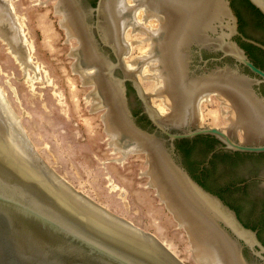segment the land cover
Masks as SVG:
<instances>
[{
  "label": "water",
  "instance_id": "1",
  "mask_svg": "<svg viewBox=\"0 0 264 264\" xmlns=\"http://www.w3.org/2000/svg\"><path fill=\"white\" fill-rule=\"evenodd\" d=\"M4 1L0 46L30 71L24 27ZM94 1L59 0L58 13H64L68 39L78 35V51L70 54L78 55L76 73L84 84H95L96 91L89 93L95 95L92 112L109 107L105 120L114 149H123V155L125 146L146 149L128 154L144 156V176L152 175V186H147L159 188L197 264H206L208 255H214L213 264H264L258 238L264 242V187L223 193L256 232L188 172L193 161L206 156L205 146L197 143V155L175 152L177 140L209 136L220 144L215 151L264 153V96L259 91L264 71L235 41L264 51L239 32L238 16L246 34L263 41L264 21L241 0H134L132 7L127 0L122 6L121 0H96L91 6ZM247 1L264 17V0ZM141 8L143 23L138 24L134 13ZM203 50L219 53L215 62L230 59L233 64L207 68L204 61L192 67L196 55L202 61ZM247 52L264 66L261 55ZM127 84L132 88L128 93ZM140 105L153 131L135 120L132 110ZM7 112L0 106V264H184L153 234L56 174L18 119L15 134L10 132ZM220 159L212 187L216 192L242 178L264 176V156ZM237 166L240 170L232 172Z\"/></svg>",
  "mask_w": 264,
  "mask_h": 264
},
{
  "label": "rangeland",
  "instance_id": "2",
  "mask_svg": "<svg viewBox=\"0 0 264 264\" xmlns=\"http://www.w3.org/2000/svg\"><path fill=\"white\" fill-rule=\"evenodd\" d=\"M6 1L24 27L39 73L19 66L0 46V90L34 149L74 189L153 234L184 264H197L184 230L147 188L144 156L109 146L105 110L92 112L94 89L76 73L70 54L77 43L60 25L56 0ZM108 179L124 190L125 200L119 190L110 191Z\"/></svg>",
  "mask_w": 264,
  "mask_h": 264
},
{
  "label": "flooded vegetation",
  "instance_id": "3",
  "mask_svg": "<svg viewBox=\"0 0 264 264\" xmlns=\"http://www.w3.org/2000/svg\"><path fill=\"white\" fill-rule=\"evenodd\" d=\"M96 1V0H95ZM95 1L92 3L91 6H94L95 4ZM231 3H232V0H231ZM240 17L238 16V30H239V26H240ZM241 23L243 24V28H246V23L243 22L241 20ZM240 32V30H239ZM241 33V32H240ZM246 33V31H245ZM242 34V33H241ZM243 35V34H242ZM244 36V35H243ZM246 37V36H244ZM247 39H250V40H253L257 43H260L264 46V41L263 40H260V39H256V38H253L251 36H247L246 37ZM235 41L238 43V45L246 52V54L248 55V57L252 60V58L250 57L249 53L247 52V50H251L248 46H251L252 48H255V50H258L257 52L253 49L254 53L256 54H259L261 55L262 57L264 56V51H262L261 49L257 48L256 46H253L249 43H245L243 41H241L239 38H235ZM242 44H246L245 46H242ZM247 49V50H246ZM252 51V50H251ZM259 52V53H258ZM220 57V54L219 53H211V52H207V51H201V59L202 61L200 62L199 61V57L196 55L193 59V62H192V67H202L204 66V61H207V65L206 67L207 68H212L213 66L215 65H223L224 63H227L229 65L233 64V61L230 60V59H224L221 63H218V62H215L213 61L214 59H218ZM264 58V57H263ZM253 61V60H252ZM254 63V62H253ZM259 67L260 69H262L260 66H257ZM264 71V69H262ZM246 73L247 70H244ZM197 73H200V71L197 70ZM132 90L131 86L129 84H127V93ZM259 91L260 93L264 96V84L260 85L259 87ZM135 97V96H134ZM202 105V104H201ZM200 105V106H201ZM132 114L135 118V120L138 122V125L140 127H142L143 129H146L148 131H153V127L152 125L150 124V122L147 120L146 116L142 113V109H141V105L139 107L138 110H135L133 111L132 110ZM140 120H142L145 124L144 125H141L140 123ZM201 137H204V136H198V137H195V138H192V139H181V140H177L175 142V149H176V154L178 156H180L182 153H185L186 156H190V155H194L198 153V150H197V144H196V141L197 143H201L203 146H205L208 150V152L206 153V156L204 157V159L202 160H197V161H193L192 162V167L194 168V175H191L190 171H188L190 173V175L192 177H194L195 175L199 178V180L201 181H205L207 179V182L210 181V179L213 177V179H215V177H217L218 173H219V166H217V160H219V158H215L214 156L217 155V154H231L232 156L236 157V153H231V152H228V151H222V150H218V151H215L216 148H218V146L220 145L218 142L216 144H213V148L209 150V147L207 146V144H205L204 142H201L199 140H201L200 138ZM192 148L191 152H190V149ZM189 151V152H188ZM212 154V156L209 158V155ZM240 156H246L245 153H239ZM264 154V153H263ZM250 155V154H248ZM247 155V156H248ZM252 155H255V156H258L260 154H252ZM237 158V157H236ZM223 161V159H220ZM224 162V161H223ZM240 166H237V167H234V168H231V171L234 172V171H237V170H240ZM227 171L229 170V167L226 166L225 168ZM207 172H205V171ZM204 171V173H206L204 176H202V172ZM226 171V172H227ZM221 172V171H220ZM225 172V173H226ZM195 176V177H196ZM205 177V178H204ZM197 182V178L195 179ZM216 185V184H215ZM214 186V185H213ZM251 186H258V187H264V176H255V177H249V178H242L240 179L238 182L236 183H233L231 185H223L222 188H221V191L218 192L219 194H221V196H223V193L224 194H227V195H233L234 194V191H237V190H244V193H246L248 191V189L251 187ZM214 188V187H213ZM215 191V190H214ZM246 191V192H245ZM216 192V191H215ZM214 194V193H213ZM216 195V194H215ZM218 196V195H217ZM219 197V196H218ZM224 198V196H223ZM225 201V199L223 200ZM226 203V202H225ZM227 204V203H226ZM228 205V204H227ZM234 209V211L236 212L239 220L243 223V221L241 220L240 218V215H239V211L238 209H235L234 207H232ZM244 226L248 227V228H251L249 227L248 225L244 224ZM252 230H255L254 228H251ZM256 231V230H255ZM257 232V231H256ZM247 253V250L245 249L244 250V254L246 255Z\"/></svg>",
  "mask_w": 264,
  "mask_h": 264
},
{
  "label": "bare ground",
  "instance_id": "4",
  "mask_svg": "<svg viewBox=\"0 0 264 264\" xmlns=\"http://www.w3.org/2000/svg\"><path fill=\"white\" fill-rule=\"evenodd\" d=\"M4 1V0H3ZM9 2V1H4L3 3H4V6H5V8H8V9H11V10H13V7H11V5L9 4V6H10V8L8 7V4L7 3ZM58 5H59V0H56V4H55V10L58 12ZM60 15H61V26H62V28H64V30H65V32H66V34H67V31H66V29H65V27L62 25V22L65 20V17H64V13H59ZM68 35V34H67ZM75 39H77V41H78V35H76V36H73ZM25 46H26V57H27V62H28V65H29V67H32V69H33V71L36 73V74H38L39 73V67L38 66H32V57H31V54H30V52H31V50H32V48L30 47L29 48V46L30 45H28V43H27V39H26V37H25ZM78 46V45H77ZM72 51H73V49H72ZM76 51H78V47H77V49H76ZM9 54V53H8ZM12 58H14V60H15V62L17 63V64H19V66H21L22 68H25V67H23V64H22V61H21V58H19V57H16V56H13V55H11V54H9ZM73 57L75 58V64H74V66L76 67V62H77V57H78V55H73ZM48 82H50L49 80H48ZM94 85V87H93V89H94V91H92V92H95L96 91V87H95V84H93ZM89 99V100H88ZM87 100L91 103V105L93 106V103H94V97H92V95L90 96V98H88ZM0 106H1V108H2V110H8V112H7V115H6V120L8 121V123L10 124V132H12V134L14 133L15 134V126H14V122H17V118L12 114V112H10V108H8V104L6 103V100H5V97L3 96V94L1 93V90H0ZM108 109H109V107H105V113H104V115H103V122H104V126H105V129H106V132H107V126H106V120H105V115L108 113ZM107 135H108V139H109V146H112L113 148H114V146H113V142H112V139H111V136H110V134L107 132ZM116 150H118L122 155H123V149H116ZM134 150H143V151H145L146 152V149H137V144H133V145H129V146H125V155H127L128 154V152L129 151H134ZM123 157V156H122ZM125 157V156H124ZM148 176V184L147 185H151L152 186V175H147ZM147 178V177H146ZM108 181H109V189H110V191H115V190H119L120 192H119V195L121 196V198L123 199V200H125V194H124V190L123 189H121V188H119L116 184H114L113 182H112V180H110V179H108ZM154 187V191H155V193L157 192V195L159 196V198L161 199V201H163L162 203L163 204H165L166 205V207L170 210V208H169V206H168V204L166 203V201H165V199H164V197L162 196V194H161V192H160V190H159V188L157 187V186H153ZM147 188H148V186H147ZM171 211V210H170ZM171 213L173 214V216H174V218L176 219V221H177V217H176V215L171 211ZM178 222V221H177ZM179 223H180V225L185 229V231L187 232V234H188V231H187V229H186V227H185V224H184V222L183 221H179ZM188 236H189V234H188ZM189 239H190V236H189ZM190 243H191V240H190ZM163 244V243H162ZM165 246V245H164ZM166 247V246H165ZM191 247H192V245H191ZM167 248V247H166ZM168 249V248H167ZM169 250V249H168ZM170 251V250H169ZM192 253H193V250H192ZM193 255V254H192ZM194 257V256H193ZM213 261H214V255H208L207 256V260H206V264H213Z\"/></svg>",
  "mask_w": 264,
  "mask_h": 264
},
{
  "label": "trees",
  "instance_id": "5",
  "mask_svg": "<svg viewBox=\"0 0 264 264\" xmlns=\"http://www.w3.org/2000/svg\"><path fill=\"white\" fill-rule=\"evenodd\" d=\"M236 0H233L232 2H235ZM241 2L242 3H245V4H247L253 11H255V13H257L258 15H259V17L264 21V17L260 14V12L258 11V10H256L247 0H241ZM240 22V26H239V30H240V32L244 35V36H248L246 33H245V30H244V28H243V24L241 23V20L239 21ZM246 44H242V46H245ZM252 51H253V49L255 50V48H252L251 46H248ZM256 52L258 51V50H255ZM254 52V51H253ZM259 53V52H258ZM250 57L252 58V60H253V62H254V64L256 65V66H260L262 69H264V66L261 64V63H259L255 58H254V56L253 55H250ZM264 57V56H263ZM201 140H199V141H201V142H204L205 144H207V146L209 147V150L210 149H212L213 147V144H216L217 143V141L214 139V138H212V137H209V136H204V137H201L200 138ZM196 144H197V141H196ZM192 148L193 147H191V149H190V152H191V150H192ZM189 152V151H188ZM207 152H208V150H207ZM248 154H246V156L245 157H255V155H252V154H250V155H248ZM232 155L231 154H222V155H220V154H217V155H215L214 157L215 158H221V159H223V160H225V159H230V157H231ZM237 158L238 157H240V154L239 153H236V155H235ZM264 156V154H260V155H258L257 157H263ZM205 171V170H204ZM204 171L202 172V174L204 173ZM205 172H207V171H205ZM190 173H191V175H194V168L190 171ZM206 173H204L202 176H204ZM196 176V175H195ZM193 177L194 179H196L197 178V180H198V183L202 186V187H204L206 190H208V191H210V192H212V193H214V194H216V195H218L222 200H224V198H223V196H221V194H219L218 192H215L213 189H212V187H214V186H216L215 185V179H213V177L210 179V181L209 182H207V179L205 180V181H201V180H199V178L196 176V177ZM205 178V177H204ZM214 185V186H213ZM224 202H226V201H224ZM227 203V202H226ZM228 206H230V208H232L231 207V205H229L228 204ZM233 209V208H232ZM258 238H259V240L264 244V242L261 240V238H260V236H259V234H258Z\"/></svg>",
  "mask_w": 264,
  "mask_h": 264
},
{
  "label": "clouds",
  "instance_id": "6",
  "mask_svg": "<svg viewBox=\"0 0 264 264\" xmlns=\"http://www.w3.org/2000/svg\"><path fill=\"white\" fill-rule=\"evenodd\" d=\"M122 3H123V0H121V5H119V6H122ZM127 4H128L129 7L134 6V0H127ZM125 11H127V9H125ZM143 13H144V9H143V8L138 9V10L134 13V16H135V18H136V22H137L138 24L143 23V20H142V15H143Z\"/></svg>",
  "mask_w": 264,
  "mask_h": 264
}]
</instances>
